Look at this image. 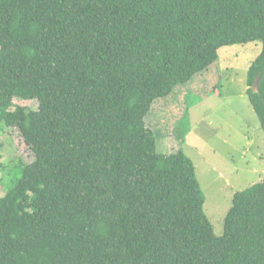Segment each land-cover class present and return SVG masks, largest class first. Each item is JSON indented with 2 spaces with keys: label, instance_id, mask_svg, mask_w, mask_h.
<instances>
[{
  "label": "trees",
  "instance_id": "1",
  "mask_svg": "<svg viewBox=\"0 0 264 264\" xmlns=\"http://www.w3.org/2000/svg\"><path fill=\"white\" fill-rule=\"evenodd\" d=\"M254 42L264 133V0H0V127L33 156L0 196V264H264V179L218 236L193 161L159 152L146 122Z\"/></svg>",
  "mask_w": 264,
  "mask_h": 264
},
{
  "label": "rangeland",
  "instance_id": "2",
  "mask_svg": "<svg viewBox=\"0 0 264 264\" xmlns=\"http://www.w3.org/2000/svg\"><path fill=\"white\" fill-rule=\"evenodd\" d=\"M261 51L258 42L223 47L210 69L157 100L146 118L159 152L183 149L193 161L206 197L204 210L218 236L234 194L264 179V133L247 95L248 69ZM14 105L38 109L35 100L15 99ZM32 157L18 132L2 124L1 197L21 176L22 161Z\"/></svg>",
  "mask_w": 264,
  "mask_h": 264
},
{
  "label": "water",
  "instance_id": "3",
  "mask_svg": "<svg viewBox=\"0 0 264 264\" xmlns=\"http://www.w3.org/2000/svg\"><path fill=\"white\" fill-rule=\"evenodd\" d=\"M259 81H260V77L257 78L256 82L254 83L252 89L255 91V92H258L259 90Z\"/></svg>",
  "mask_w": 264,
  "mask_h": 264
},
{
  "label": "crops",
  "instance_id": "4",
  "mask_svg": "<svg viewBox=\"0 0 264 264\" xmlns=\"http://www.w3.org/2000/svg\"><path fill=\"white\" fill-rule=\"evenodd\" d=\"M263 173H264V171H263Z\"/></svg>",
  "mask_w": 264,
  "mask_h": 264
}]
</instances>
